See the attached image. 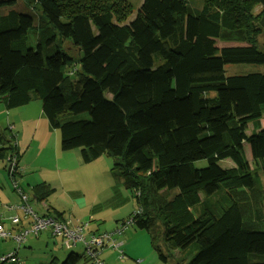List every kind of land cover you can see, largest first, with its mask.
Returning <instances> with one entry per match:
<instances>
[{
	"label": "trees",
	"instance_id": "obj_1",
	"mask_svg": "<svg viewBox=\"0 0 264 264\" xmlns=\"http://www.w3.org/2000/svg\"><path fill=\"white\" fill-rule=\"evenodd\" d=\"M131 9L128 0H0V103L8 111L38 102L61 152L79 150L83 164L112 158L113 194L128 190L138 205L115 236L129 226L145 232L161 264H264V229L246 226L229 196L258 187L243 145L251 167L264 163L256 127L264 73L224 70L264 65V0H201L197 10L186 0H141L128 21ZM14 138L9 127L0 140L12 174ZM49 189L34 186L33 199L45 201ZM214 196L226 203L217 214ZM63 214L43 217L65 224ZM83 232L84 241L99 236ZM61 240L65 250L78 243ZM91 261L71 252L60 264Z\"/></svg>",
	"mask_w": 264,
	"mask_h": 264
},
{
	"label": "rangeland",
	"instance_id": "obj_2",
	"mask_svg": "<svg viewBox=\"0 0 264 264\" xmlns=\"http://www.w3.org/2000/svg\"><path fill=\"white\" fill-rule=\"evenodd\" d=\"M128 1L132 4V9L127 20L131 21L137 12L138 5L141 3V0ZM186 1L189 7L194 10L199 9L201 6V0ZM258 10L259 8L256 9L257 12ZM258 40L260 43L264 44V33L259 35ZM227 44L228 43L221 42L218 43V46L222 47L226 46ZM239 44L241 43L232 42L229 45ZM64 46L69 49V54L71 56L75 57L77 55L76 50L71 49L68 43L65 42ZM63 68L64 67H62V69ZM224 70L225 75L242 74L248 72L264 73V65L229 64L225 66ZM256 127H264V112L263 117L256 124ZM253 129L254 126L252 124H247L245 127L246 134H249ZM8 133L9 126L7 124L6 111L4 109V105L0 103V140L3 135L8 136ZM51 133L52 135L47 136V138L50 137L47 147L44 148V140H34L32 143H30V145H27L26 143L22 149H19L21 154L19 155L20 167H23L24 163L30 164V167L26 168L25 174L23 172L21 175H17L15 177L19 181L28 179L26 183H20L21 181H18L20 187L25 190L24 194L30 198L28 201V206L31 207L35 214H39L40 216L45 213L43 204L46 206H48V204L57 206L60 209L59 211L64 212L66 218L72 219L73 221L81 220L83 224L87 223L83 232L85 238L86 236H91L92 232L96 235H114L113 233L115 232L116 228L121 227L122 221L125 222L129 215L137 212L138 205L134 196L128 190L121 189L118 196L113 194V186H116V179H113L111 175V170L113 167L112 158L110 156L103 155L89 164H79L75 158V154L73 153L74 150L71 152H65V154L61 152L60 136L58 131L51 130ZM3 146L4 143L1 142L0 148ZM29 146H31V148L26 151ZM243 146L244 157L251 168V172L254 175H257L258 187H256L255 190H247V192L245 190L242 191L243 189L239 188L236 189L234 193H229V196L236 199L235 201L240 205L243 220L246 226H254L258 229H264V163L258 162L255 167H251L253 163L251 161L249 148L246 144ZM2 164L3 170L6 171L5 166L7 167V165L0 162L1 166ZM195 165L198 168L204 167L206 162L204 160L199 161L195 163ZM220 165H227V161L220 162ZM3 175L9 184V191H11L10 187L12 184L10 183L5 172ZM33 180L36 182V184H42L44 181L51 184V187H49L52 191L49 192L50 194L45 198V201L42 202L43 204L33 200V193L30 191V188L27 187V184L32 183ZM53 188L55 191H53ZM15 194H18V192L16 191ZM235 194H237V196ZM223 195L224 198H229L226 194ZM204 199V196H200L201 202ZM82 204H85V206ZM211 205H213L211 206L212 211L217 214L216 212L218 208L225 206L226 203H224L222 199H218L214 196ZM133 230L139 232L134 227L129 226L128 229L124 231V233H129V231L133 233ZM119 236L120 235H116V237ZM49 242L50 248H48V251L50 252V249L53 248L51 245L52 239ZM57 245V253L59 254L56 255V253L55 257L57 258L59 264L71 252L76 255L85 254V247L82 242H78L77 246H72L69 250L61 248L59 243H57ZM110 247H115L120 253L122 252L117 244H111ZM112 248H110L109 251H111ZM43 252L46 253L44 247L43 250L35 251L34 255L40 256ZM121 254L120 257L118 254H116L114 257L115 261L119 264H129L126 260L121 259ZM101 255H99L98 258L103 264H112L114 262V258L113 256H109L110 254H108V256L104 255V259ZM90 263L95 264L94 261H91ZM159 263L161 264V262ZM131 264H133V262ZM139 264H142V262Z\"/></svg>",
	"mask_w": 264,
	"mask_h": 264
},
{
	"label": "crops",
	"instance_id": "obj_3",
	"mask_svg": "<svg viewBox=\"0 0 264 264\" xmlns=\"http://www.w3.org/2000/svg\"><path fill=\"white\" fill-rule=\"evenodd\" d=\"M5 111L7 117V124L15 133L16 138H14V142H15L14 145L16 147V151L18 155H21L19 150L20 148L22 149V147L26 143L27 145H30V143H32L34 140H38V141L44 140V148L48 146L50 137L47 138V136L52 135L51 130L53 129L50 127L48 121L43 116L39 103H31L21 108L12 109L8 111L5 110ZM30 148L31 146H29V148L26 151H28ZM73 153L75 154V158L77 162L81 164L82 161L79 151L74 150ZM5 158L7 159L4 162L0 161L5 164L7 163L6 164L7 167L5 166L6 171L3 170V164L2 166L0 165V224L3 225L4 229L7 232L15 233L20 228H28L31 223V219L21 209L22 206L28 205V201L30 198L28 197L27 201L23 203L21 201L20 193L18 192V194H15L17 190L16 191L14 190V185H16V187L20 189L22 193L25 192V190H23L20 187L19 182L21 181L20 183L22 182L26 183L28 179L19 181L15 177L17 175H21L23 172L25 174L26 168L30 167V164L24 163V166L20 167L19 159H18L16 174H12L8 162L9 157H5ZM4 172L7 174L9 181L12 184L10 187L11 191H9L8 188L9 184L7 183L3 175ZM43 183L47 184L48 187L49 186L51 187V184H49V182L44 181ZM27 185H28L27 187L30 188V191L32 192V188L38 184H36V182L33 180L32 183ZM53 191H55L54 188ZM41 204L43 203L41 202ZM82 205L85 206V204ZM43 208L45 209V213L42 214L41 216L39 214H36L38 217L49 215L50 212H52V209L61 213L63 212V211H59L60 209L57 206H53L49 204L48 206L43 204ZM14 215H16L20 221L18 227H15L10 221V218L13 217ZM63 221H65V224L69 228H75L78 224L82 223L81 220L73 221L72 219L66 218L65 214H63ZM49 237L52 239L51 245L53 246V248L50 249V252L48 251V248H50L49 241L51 240ZM87 238L88 237L86 236V239ZM61 241H62L61 237L53 235L49 229L43 231L37 237L28 234L25 238V241L20 245H18L17 243H15L10 239L1 240L0 258L10 253H13L15 255V260L7 261L4 263L0 262V264H48L49 259L59 254L57 253V246H58L57 243H59V246H61ZM114 241L115 243L112 244L113 245L117 244V246H119L120 249L122 250L121 259L126 260L129 264H131L132 262L134 263V261L136 260H139L140 262H142V264H160L155 252L153 251L150 242V237L147 234H145V232H137L134 230L133 233L130 231L129 233L122 232V234L119 237L114 236ZM43 247L46 250V253L43 252L40 256H35L34 255L35 251L43 250ZM110 248H111L110 245H108V247L106 246L101 250L102 255L101 254L100 255L103 256V259H104V255L108 256V254H110L109 256L111 257L113 256V258L116 256V254H118L120 257V253L117 250V248L114 247L112 248L111 251H109ZM112 264H119V263L116 262L114 258V262Z\"/></svg>",
	"mask_w": 264,
	"mask_h": 264
},
{
	"label": "built area",
	"instance_id": "obj_4",
	"mask_svg": "<svg viewBox=\"0 0 264 264\" xmlns=\"http://www.w3.org/2000/svg\"><path fill=\"white\" fill-rule=\"evenodd\" d=\"M8 161L10 162L9 163L10 170L12 171L15 167L14 158L10 157L8 158ZM14 189L20 193L21 201L25 203L27 201V196L24 193H22L16 187V185H14ZM21 209L25 214L29 215L31 218V223L29 228L19 229L15 233H10L7 232L4 229L3 225L0 224V241L10 239L15 243H17L18 245H20L25 241V238L28 234L37 235L39 232L49 229L53 235L62 237L64 240V244L66 246H69L70 242L72 243V245L77 242H84L83 244L85 245V255L89 259L93 260L95 264H102V262L99 259H97V256L101 252L102 246L111 240L110 234L99 235L97 237L90 239V241H84L81 235V231L86 226L85 224L84 225L79 224L75 228H69L66 224H62L53 218L36 216L28 205L22 206ZM10 221L15 227L19 224V219L16 215L11 217ZM115 233H118V230H115L113 234ZM92 246L95 248L91 249ZM93 249L95 250L91 251ZM7 260L9 261L15 260V255L13 253H10L0 258L1 263H4ZM139 263H140L139 260L134 261V264H139Z\"/></svg>",
	"mask_w": 264,
	"mask_h": 264
},
{
	"label": "water",
	"instance_id": "obj_5",
	"mask_svg": "<svg viewBox=\"0 0 264 264\" xmlns=\"http://www.w3.org/2000/svg\"><path fill=\"white\" fill-rule=\"evenodd\" d=\"M9 168V167H8ZM9 170V169H8Z\"/></svg>",
	"mask_w": 264,
	"mask_h": 264
}]
</instances>
